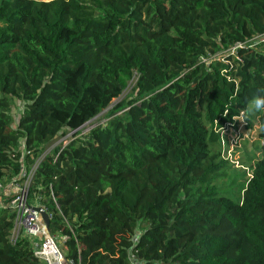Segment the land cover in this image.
Listing matches in <instances>:
<instances>
[{"label": "trees", "instance_id": "16d2710c", "mask_svg": "<svg viewBox=\"0 0 264 264\" xmlns=\"http://www.w3.org/2000/svg\"><path fill=\"white\" fill-rule=\"evenodd\" d=\"M260 88L264 0H0V182L75 131L27 190L68 264H264V111L238 121ZM10 196L0 264H47Z\"/></svg>", "mask_w": 264, "mask_h": 264}, {"label": "built area", "instance_id": "2783aa9c", "mask_svg": "<svg viewBox=\"0 0 264 264\" xmlns=\"http://www.w3.org/2000/svg\"><path fill=\"white\" fill-rule=\"evenodd\" d=\"M72 133H70L67 138H69ZM67 138L64 142L67 141ZM54 148L55 147H51L49 149L52 152ZM46 151L43 153L45 156L50 154L46 153ZM40 160L41 158L36 160L28 173L23 174L24 179L22 182L11 183L15 192L10 196L7 204L14 216L10 240L16 241L21 234L30 239L38 238L41 242L33 249L35 257H38L47 264H68L64 257L63 248L58 245L56 237L50 234L41 214L32 210L31 206L36 205H31L27 200L28 186L36 168H38Z\"/></svg>", "mask_w": 264, "mask_h": 264}, {"label": "rangeland", "instance_id": "374dc122", "mask_svg": "<svg viewBox=\"0 0 264 264\" xmlns=\"http://www.w3.org/2000/svg\"><path fill=\"white\" fill-rule=\"evenodd\" d=\"M134 85H135V82H131L129 84L128 88L124 91V93L122 94L119 101L123 100L124 98H126L129 95V93L131 92ZM115 102H117V101H115ZM107 111H108V109L103 111L98 117L93 119L90 123H87L83 127V132L87 131L89 128H91L94 125H98V124L105 122L107 120V117H108ZM12 115L15 119H18L20 117V111L17 110L16 104L13 106ZM242 131L241 130L239 131L235 127L231 126V124H229L223 130V132L225 133L226 141H228L230 143L229 147H228V149H229L228 153H230L232 160L234 162H236L238 167H240L243 170H247L250 172V165L252 164V162L248 161V159L246 157H244V154L249 153L250 156H253L252 150H253V144L255 143L254 141H256V136L254 133L255 131L249 130L248 132H245V133H242ZM68 135L59 139L56 143L51 145L50 148L56 147L57 145L62 144L64 142V140L68 137ZM66 143L67 142H64V144H66ZM49 151H50V149L48 148L46 153H51V151L50 152ZM40 157L42 160L45 157V154H42ZM11 183L4 184V183L0 182V205H2V199L13 194L14 189H13V186L11 185ZM57 238H59V236H57ZM57 242L61 248L64 247V245L62 243H60L58 239H57ZM129 264H137L136 259L132 258V260L129 262Z\"/></svg>", "mask_w": 264, "mask_h": 264}, {"label": "clouds", "instance_id": "9594fccd", "mask_svg": "<svg viewBox=\"0 0 264 264\" xmlns=\"http://www.w3.org/2000/svg\"><path fill=\"white\" fill-rule=\"evenodd\" d=\"M264 111V88L257 89L249 103L240 109V122H246L251 115ZM235 119V118H234Z\"/></svg>", "mask_w": 264, "mask_h": 264}, {"label": "water", "instance_id": "95a60500", "mask_svg": "<svg viewBox=\"0 0 264 264\" xmlns=\"http://www.w3.org/2000/svg\"><path fill=\"white\" fill-rule=\"evenodd\" d=\"M32 210L39 212L48 230L50 229V216L42 206H31ZM70 264V263H69Z\"/></svg>", "mask_w": 264, "mask_h": 264}, {"label": "crops", "instance_id": "0c3cea01", "mask_svg": "<svg viewBox=\"0 0 264 264\" xmlns=\"http://www.w3.org/2000/svg\"><path fill=\"white\" fill-rule=\"evenodd\" d=\"M14 189V188H13ZM15 192V189H14V191H13V193ZM10 196V195H9ZM29 239V238H28ZM30 241H32V244H33V246L34 247H36V246H38L39 245V243L41 242L40 241V239H38V238H35V239H30ZM133 258V257H132ZM134 259V258H133ZM132 260V259H131Z\"/></svg>", "mask_w": 264, "mask_h": 264}]
</instances>
